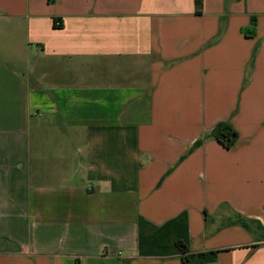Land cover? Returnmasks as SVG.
Here are the masks:
<instances>
[{
  "label": "crops",
  "instance_id": "crops-1",
  "mask_svg": "<svg viewBox=\"0 0 264 264\" xmlns=\"http://www.w3.org/2000/svg\"><path fill=\"white\" fill-rule=\"evenodd\" d=\"M201 2L0 0V264H182L137 254L182 213L264 264V0Z\"/></svg>",
  "mask_w": 264,
  "mask_h": 264
},
{
  "label": "trees",
  "instance_id": "trees-1",
  "mask_svg": "<svg viewBox=\"0 0 264 264\" xmlns=\"http://www.w3.org/2000/svg\"><path fill=\"white\" fill-rule=\"evenodd\" d=\"M195 14H201V0H194ZM255 19L251 20L254 27ZM55 27L60 24L53 22ZM247 30H243L246 35ZM210 137L225 149L237 140V132L227 123H218L210 132ZM200 141L195 142L198 146ZM187 217L184 213L155 226L142 217L137 222V254L140 257H177L182 264H208L216 260L217 252L191 253L188 247Z\"/></svg>",
  "mask_w": 264,
  "mask_h": 264
}]
</instances>
